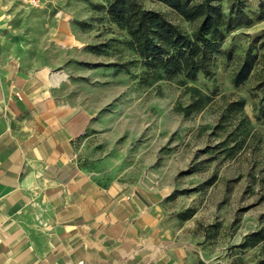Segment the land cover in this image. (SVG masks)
Wrapping results in <instances>:
<instances>
[{
	"label": "rangeland",
	"instance_id": "1",
	"mask_svg": "<svg viewBox=\"0 0 264 264\" xmlns=\"http://www.w3.org/2000/svg\"><path fill=\"white\" fill-rule=\"evenodd\" d=\"M230 1L221 0L224 12ZM259 1L242 0L245 14L225 34L210 74L166 79L141 64L102 0H0V36L13 59L46 70L56 89L92 112L76 140L77 166L97 189L117 181L159 191L156 229L182 245V264H264ZM147 4L191 32L169 8Z\"/></svg>",
	"mask_w": 264,
	"mask_h": 264
},
{
	"label": "crops",
	"instance_id": "2",
	"mask_svg": "<svg viewBox=\"0 0 264 264\" xmlns=\"http://www.w3.org/2000/svg\"><path fill=\"white\" fill-rule=\"evenodd\" d=\"M0 37V264H182L156 229L160 192L93 186L75 160L92 112Z\"/></svg>",
	"mask_w": 264,
	"mask_h": 264
},
{
	"label": "trees",
	"instance_id": "3",
	"mask_svg": "<svg viewBox=\"0 0 264 264\" xmlns=\"http://www.w3.org/2000/svg\"><path fill=\"white\" fill-rule=\"evenodd\" d=\"M109 21L129 36L128 46L147 70L157 71L166 79L182 76L194 79L208 75L214 53L220 50L225 34L244 16L242 0H231L224 12L221 0H102ZM148 3L161 4L180 19L192 25L187 32L161 9ZM264 1H259L262 6ZM264 13L260 12V19ZM246 58L234 73L237 85L247 76L250 62ZM264 87V77L257 84ZM259 100L264 101V94Z\"/></svg>",
	"mask_w": 264,
	"mask_h": 264
},
{
	"label": "built area",
	"instance_id": "4",
	"mask_svg": "<svg viewBox=\"0 0 264 264\" xmlns=\"http://www.w3.org/2000/svg\"><path fill=\"white\" fill-rule=\"evenodd\" d=\"M18 1L31 6L37 5L39 2V0H18Z\"/></svg>",
	"mask_w": 264,
	"mask_h": 264
}]
</instances>
